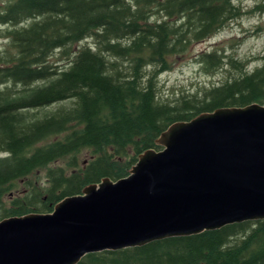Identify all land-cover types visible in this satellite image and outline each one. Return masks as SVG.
<instances>
[{
    "label": "trees",
    "instance_id": "1",
    "mask_svg": "<svg viewBox=\"0 0 264 264\" xmlns=\"http://www.w3.org/2000/svg\"><path fill=\"white\" fill-rule=\"evenodd\" d=\"M261 13L264 2L244 9L233 0H5L0 221L52 213L89 185L127 177L141 154L162 150L156 141L175 123L264 107V57L247 72L224 49L198 57L207 75L225 70L222 83L158 97V77L193 45ZM76 264H264V220L91 253Z\"/></svg>",
    "mask_w": 264,
    "mask_h": 264
},
{
    "label": "water",
    "instance_id": "2",
    "mask_svg": "<svg viewBox=\"0 0 264 264\" xmlns=\"http://www.w3.org/2000/svg\"><path fill=\"white\" fill-rule=\"evenodd\" d=\"M129 175L103 179L52 213L0 221V264H76L91 253L140 247L264 220V107L218 109L175 123Z\"/></svg>",
    "mask_w": 264,
    "mask_h": 264
},
{
    "label": "rangeland",
    "instance_id": "3",
    "mask_svg": "<svg viewBox=\"0 0 264 264\" xmlns=\"http://www.w3.org/2000/svg\"><path fill=\"white\" fill-rule=\"evenodd\" d=\"M233 1L244 9H250L255 4L264 2V0ZM4 2L5 0H0V6ZM2 34L0 28V51H4L8 43ZM214 49H224L225 54L244 62L247 72L260 66L262 64L260 59L264 57V13L243 16L213 37L193 45L187 54L177 59L170 71L158 77V97L170 101L180 94H195L204 87L222 83L229 77L225 70L207 75L198 62L201 53L211 52ZM51 60L53 61L54 58ZM65 63L66 61L62 60L58 65ZM227 69L230 73H236L233 69ZM87 158V155L82 156L79 161L85 163Z\"/></svg>",
    "mask_w": 264,
    "mask_h": 264
},
{
    "label": "bare ground",
    "instance_id": "4",
    "mask_svg": "<svg viewBox=\"0 0 264 264\" xmlns=\"http://www.w3.org/2000/svg\"><path fill=\"white\" fill-rule=\"evenodd\" d=\"M8 3V2H7ZM6 38V37H5ZM52 61V60H51Z\"/></svg>",
    "mask_w": 264,
    "mask_h": 264
}]
</instances>
